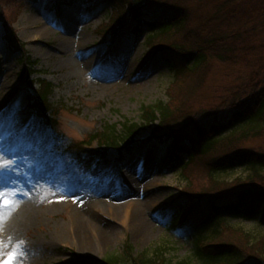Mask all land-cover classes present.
I'll list each match as a JSON object with an SVG mask.
<instances>
[{
  "label": "rangeland",
  "instance_id": "obj_1",
  "mask_svg": "<svg viewBox=\"0 0 264 264\" xmlns=\"http://www.w3.org/2000/svg\"><path fill=\"white\" fill-rule=\"evenodd\" d=\"M45 1L0 0V4L4 6L2 11L8 17L9 25L17 30L18 37L25 43L27 55L38 60L36 68L43 70L40 75L55 83L51 100L59 110L57 120L61 124L60 131L72 142L93 135L107 123L114 124L128 118L139 121L142 103L168 100V92L177 81L160 53L144 61L148 51L146 32L137 39L127 35L112 38L109 31L97 33L96 28L107 23L111 15L113 18L111 11H118L120 4L103 1L88 10L93 2L84 0L64 5L55 11L47 9ZM167 1L162 0V4ZM171 1L176 3L175 6L186 8L182 10L188 16L189 27L203 24L213 12L211 2L201 5L198 4L201 0L187 3L183 0ZM125 7V11H128L129 5L125 4ZM31 16L36 18L37 24L51 30L49 37L31 34L34 30L28 22ZM81 33L88 35L90 41L82 46L78 45ZM3 35L4 27L0 22V159L8 161L7 165L0 167V191L5 193L8 200L7 205L0 206V264L8 253H15L13 264H105L104 257L120 251L126 244L134 246L136 253L146 249L151 254L156 247L166 246V257L175 261L192 255L194 244L188 228L169 230L166 223L168 212L170 214V211L183 205L178 198L187 187L180 169L182 164L175 161L165 165L160 159L162 145H159L160 148L154 146L149 138L153 127H145L137 134L132 152L124 159H119L114 149H109L105 157L98 151L90 154V163L83 166L67 157L62 158L53 149L55 141L60 142L56 140V132L33 115L29 107V91L25 83L18 79L23 66L19 59L24 51L13 52L9 49ZM183 35L178 36L177 33L169 36L168 40L173 37L180 39ZM63 41L66 43L60 45ZM72 57L79 62L82 58H88L90 62L87 65L79 64L81 70L70 71L63 62ZM203 65L207 69L202 70L204 74L197 91L189 92L191 98L183 93L185 99L181 102L178 103L175 98L167 102L174 111L176 127H180L196 112L202 116L204 112L229 107V100L238 86V77L250 75V70L244 65L228 68L212 57L206 59ZM247 124H238L234 129L236 134L249 126ZM97 144H94V148L98 147ZM214 146L210 154L197 156L190 171L192 182L197 180L196 183L206 189L204 191H211V178L206 168L208 162L216 156H223L225 152L232 153L239 149L264 152V130L235 139L227 135ZM88 156L85 155L86 158ZM108 159L112 161L111 165L106 161ZM252 170L249 164H237L234 168L217 172L216 177L222 181L217 190H238L241 183L248 182ZM260 170L264 174V167ZM117 193H121V196L118 197ZM22 197L43 211L35 224L17 234L12 231L13 224L8 226V222L19 212L20 204L17 202ZM137 197L150 201L141 211L150 224L142 234L120 221L110 220L96 205L103 200L130 203ZM67 199L77 205L90 204L92 226H99L101 230L112 222L115 232L108 229L102 234L105 240L101 246H92L91 249L84 247L82 240L73 238L71 232H66L69 239L57 237V227L61 226L67 231L71 216L69 209L67 212L61 207L52 209L51 205L66 203ZM168 202L170 204L163 215L162 207ZM262 207L263 203L256 210L257 214L250 218L228 215L219 223L215 221L207 229L206 238H213L215 242L229 239L244 242V245H239L246 254L251 253L246 244V232L252 234L253 240L264 235V221L260 219ZM215 229L219 231L218 234ZM85 232L91 242L93 237L98 239L93 236L91 226ZM191 264L203 263L192 259ZM247 264H264V259L252 256Z\"/></svg>",
  "mask_w": 264,
  "mask_h": 264
},
{
  "label": "trees",
  "instance_id": "obj_2",
  "mask_svg": "<svg viewBox=\"0 0 264 264\" xmlns=\"http://www.w3.org/2000/svg\"><path fill=\"white\" fill-rule=\"evenodd\" d=\"M69 1L57 0V3ZM109 1L120 4L108 25L112 31L125 29V32L137 36L142 33L143 27L149 28L147 34L149 53L159 50L166 63H169L177 83L173 84L168 95L170 98H175L178 103L185 99L183 93L187 98H191L193 92L191 90L196 89V92L199 88L204 74L202 70L207 69L203 65L206 59L212 57L228 68H240L244 65L250 70V75L238 77V86L229 100L231 105L227 108L207 111L202 116L196 112L188 121L176 127L171 105L159 99L141 105L139 122L125 119L120 125L107 124L103 127V131L96 132L93 138L105 145L124 148L134 140V136L143 126L156 124L154 138L161 141L164 133L173 137L171 152L166 157L168 162L178 160L184 163L182 174L183 179H186L187 192L183 200L189 206L178 211L171 223L174 225L183 213L185 217L188 216V222L196 232L195 257L203 264H246L252 256L264 259V235L253 240L252 234L246 232V244L251 250L249 254H246L239 245H244V242L238 243L233 239L220 242L211 239L204 246L200 244L205 238V230L214 223L215 219L218 221L219 218L230 214L250 218L257 213L260 204H264V174L260 170L264 167V152L239 149L232 153L225 152L223 156H216L206 167L211 178V191H204L206 189L198 185L197 180L192 182L190 176V171L198 159L197 156L210 154L215 149L214 145L223 137L228 135L230 139H235L264 130V0H201L198 4L211 2L213 12L198 27H189L188 16L182 10L186 8L175 6L176 3L171 0L165 4H162V0ZM183 1L187 3L197 0ZM125 4L129 5L128 11H125L127 8ZM149 7L152 9H147ZM177 33L178 36L182 33L184 35L178 38L179 40L174 37L168 40L169 36ZM6 38L11 48L17 47L19 41L13 31H9ZM29 62L31 64L23 68L22 74V77L24 76L28 81L27 76L37 71L33 68L36 62L32 58L27 59V63ZM28 83L33 85L34 82ZM186 88H188L187 92ZM52 91L53 84L41 79L35 107L41 116L55 123L49 116L53 106L50 100ZM245 123L249 126L236 134L235 127L238 124L244 126ZM237 164H249L253 167V174L249 175L248 182L241 183V187L235 191H218L222 181L216 177V173L234 168ZM260 214V219L264 221V209ZM129 247L126 253L131 262L136 264H190L191 261L190 258L177 261L168 259L164 255L165 247L161 246L156 247L152 254L146 249L136 253L134 246L129 245ZM121 259L123 257L116 252L109 254L105 261L108 264H122Z\"/></svg>",
  "mask_w": 264,
  "mask_h": 264
},
{
  "label": "bare ground",
  "instance_id": "obj_3",
  "mask_svg": "<svg viewBox=\"0 0 264 264\" xmlns=\"http://www.w3.org/2000/svg\"><path fill=\"white\" fill-rule=\"evenodd\" d=\"M35 16V15H33ZM33 16L30 17L29 19V25L34 27V30L31 31V34H35L36 36L39 37L40 36H46L49 37V35L52 33L51 30L47 29V27L43 24H37V20L36 18H34ZM33 17V18H32ZM89 38L88 35L86 34H82L80 35V37L78 38V45L82 44H87L89 43ZM66 41H63L62 43H60V45L65 44ZM78 62V63H77ZM89 59L88 58H82V61H75V59L72 58H67L63 64L66 68H68L70 71H72L73 69L77 71V69L81 70V66H79V64L81 65H87L89 63ZM139 195V194H138ZM18 204H20V206L18 207L19 212L17 214H15V216H12V218H10L9 222H8V226L12 225V231L14 233L20 234L21 232H23L26 227L35 224V222L37 221V219H40V213L43 211L42 209L36 207V205L31 204L30 202H26L25 197H22L20 199L19 202H17ZM150 204V201L145 200V198L142 197V199H140V197L136 198L135 200H131V202L129 203H112V202H101L99 201V203H96L97 208L99 209V211H101L102 213H104V215L106 217H108L110 220L114 219L115 221H120L121 223H123L124 225H127V227L130 228H134L136 229V231L144 233L146 230L149 229L150 224L148 223L147 220H145V216L143 213H141V211H143V209H145V207H147ZM86 205V206H85ZM73 204L71 202V200L67 199L66 203L63 202V204L60 205H51L52 209H57L58 207L63 208L66 212L69 209V215L71 216V221L69 220L68 225H67V231L63 230V227L58 226V230H57V237H66L68 238V233L66 232H71V235H74L73 238L82 240V244L84 247L86 248H92V246H101V244L103 243V241L105 239H103V233H106L107 230L108 231H112L115 232L116 228L113 227V223H109L108 225H105L101 230L98 227H94L92 226L93 222H92V217L90 216L93 211H91V205L90 204ZM88 207V208H87ZM126 210V211H125ZM99 214V213H97ZM113 220V221H114ZM91 226V232L93 229V236L95 235V237H97L98 239L95 240V238L93 237L92 241L86 236V230L89 229ZM116 226V225H115ZM94 227V228H93ZM102 237V238H101ZM69 239V238H68ZM93 243H95L93 245Z\"/></svg>",
  "mask_w": 264,
  "mask_h": 264
},
{
  "label": "snow or ice",
  "instance_id": "obj_4",
  "mask_svg": "<svg viewBox=\"0 0 264 264\" xmlns=\"http://www.w3.org/2000/svg\"><path fill=\"white\" fill-rule=\"evenodd\" d=\"M8 164L7 160L0 159V167ZM8 200L5 198V193L0 191V206L7 205ZM15 253H8L7 258L2 261V264H13Z\"/></svg>",
  "mask_w": 264,
  "mask_h": 264
}]
</instances>
